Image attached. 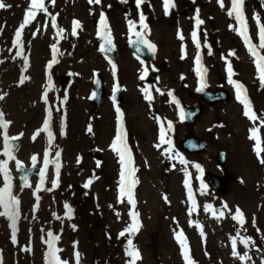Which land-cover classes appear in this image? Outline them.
Segmentation results:
<instances>
[{
  "label": "rangeland",
  "instance_id": "obj_1",
  "mask_svg": "<svg viewBox=\"0 0 264 264\" xmlns=\"http://www.w3.org/2000/svg\"><path fill=\"white\" fill-rule=\"evenodd\" d=\"M4 2L11 7L0 9V95L6 93L0 100V112L4 113L6 121H11L8 136L19 137L17 140L22 148L8 164L13 195L20 200L17 243L13 244L11 240V222L0 217L2 264H46L45 241L49 231L60 237L56 247L62 251L58 255L69 264H76L77 251L80 264H126L130 259L125 254L129 238L142 256L137 264H185L182 249L175 239V234L180 231L184 233L195 264H264V165L259 163L254 151L255 141L249 138L250 130L257 128L264 148V88L260 85L254 58L238 34L241 25L234 16L228 15L231 0H224L223 9L217 0H174L175 7L169 9V15L164 13L163 0H145L139 8L136 0H101L98 5L89 4L88 0H55V4L45 0L49 14L38 12L36 19L23 30V57L16 56L21 49L14 46V40L30 0ZM197 10L204 21L199 29H195ZM141 12L148 24L144 39L156 46L155 60L150 63L137 60L129 49V44L137 40L134 32L140 31ZM101 13L106 17L115 44L118 57L115 64L98 47ZM255 15L264 24V0L260 4L245 0L247 31L252 43L258 47ZM53 16L57 28L51 26ZM75 20L80 21L82 27L73 36ZM129 20L137 24L132 32L129 31ZM61 28L64 29L63 36H58L57 31ZM194 29L201 43L199 50L192 40ZM178 32L183 34V40L178 38ZM33 33H37L35 37ZM53 44L58 50V63L49 70L47 64L52 59ZM209 46L211 55L208 54ZM258 50L264 55V49ZM197 51L205 70L200 76L195 67ZM233 52L234 55H230ZM182 55L184 59H181ZM229 62L233 80L242 83L246 89L257 116L255 121L244 116L243 105L236 99V89L228 83ZM145 70L147 75L141 80ZM49 74L52 81L48 104H45L42 93L48 85ZM95 75L104 76L109 87L118 81L125 89L123 101L128 112V140L138 180L134 189L135 211L139 213L141 224L139 231L131 236L118 235L132 224L129 216L132 206L126 198L123 203L120 198L121 164L118 154L111 148L113 115L103 113L108 110L106 101V107L101 106L102 118L97 125L99 136L93 137L91 117L95 106L90 100ZM24 76L29 79L21 85L19 81ZM201 76L205 88H227L232 99L228 103L208 106L198 122L188 127L181 118L182 106L200 102V92L196 89L200 86ZM157 88L164 95L158 93ZM141 89H146L154 99L147 101ZM172 97L179 101L178 105L172 102ZM48 109L52 112L51 147L44 132L32 139L42 128ZM108 117L110 125L105 120ZM168 122L173 125L171 131L167 129ZM161 124L165 127L166 138L172 141L173 152L179 154L171 159L172 153L165 152L167 144L156 147ZM188 133L206 140L207 151L199 154L183 151L180 143ZM3 137L4 130L0 129V160L7 159L3 155ZM94 147H98L103 156L99 167L88 155ZM45 151L50 161L45 170L46 183L41 185L40 191L36 190L40 183L38 172L30 187H23L16 161L30 167L33 165L31 157L36 155L40 171ZM57 151L61 166L59 183L52 188L51 181L56 179L52 161L56 159ZM220 151L227 155L223 167L217 160ZM181 157L185 164L180 163ZM261 157H264V151ZM197 164L202 171L196 169ZM206 172L218 174L226 181L225 192L211 187ZM89 179L92 183L85 188ZM186 179L190 181L196 201L191 215L192 200L188 198ZM201 182L205 194H201ZM3 186V173H0V188ZM37 195L39 201H36ZM65 204L73 210L71 218L66 215ZM224 204L228 205L227 209H223ZM206 205H211L212 210H223L224 216L219 217L218 212L214 216L212 210L205 211ZM237 207L244 214L243 225L232 218ZM241 238H250L247 247L241 243ZM233 239L237 252L247 254L251 259L242 261L239 256L232 255ZM25 248L31 251H24Z\"/></svg>",
  "mask_w": 264,
  "mask_h": 264
},
{
  "label": "snow or ice",
  "instance_id": "obj_2",
  "mask_svg": "<svg viewBox=\"0 0 264 264\" xmlns=\"http://www.w3.org/2000/svg\"><path fill=\"white\" fill-rule=\"evenodd\" d=\"M52 4H55V0H50ZM121 2H126V0H121ZM145 0H136V5L137 8L143 4ZM219 6L223 9L225 7L224 5V0H217ZM89 4H100L101 0H88ZM10 4H6L4 0H0V9H5V8H10ZM163 7H164V13L165 15H169V9L172 7H175L174 0H163ZM244 7H245V0H231V8L228 10V15L230 17L234 16V18L238 21V23L241 25V30L239 31V35L242 37L245 46L247 47V50L249 54L254 58V64L258 72V79L260 82V85L262 88H264V55H261L258 49H264V24L260 23V17L258 15L254 16V19L257 22L258 25V38H259V46L253 44L251 41V37L248 34L247 31V25H246V17L244 16ZM38 12H42L44 14H49L48 13V8L45 5V0H30L29 7L24 15L23 22L18 26L15 32V40H14V46H16L18 50L16 52V56L23 57V51H22V43H21V37L23 30L25 27H27L32 21H34L37 17ZM204 21L199 18V10H197V15L195 19V29H199L200 25H202ZM100 24L103 26L105 32L104 38L107 42V44L110 46L111 45V38H110V32L108 31V24L106 21V17L103 13L100 14ZM51 26L53 28H57V23H56V18L53 16L51 20ZM128 26H129V31L132 32L136 27L137 24L136 22L129 20L128 21ZM138 26L140 28V31H135L134 35L137 37V42L143 43L150 51H155L156 46L151 43L150 41L144 39L145 35L148 32V24L146 23V17L143 15V13H140V18L138 22ZM81 23L78 20L73 21V26H72V35L76 36L77 35V29L81 28ZM232 31H236L235 28L230 26ZM194 29L192 32V40L193 43L195 44V47L197 50L201 48V43L199 39L197 38V31ZM64 29H58L57 35L58 36H63ZM37 33H33V36L35 37ZM206 35V33H205ZM178 38L183 40V34L181 32H178ZM207 46V45H206ZM52 48V59L49 61L47 64V69L51 70L53 65L58 63L57 59V48L56 45L53 44L51 46ZM111 50L110 47L108 49H105L104 47H101V51H109ZM209 55H211V50L209 46ZM230 55H234L233 53H230ZM185 56L182 55L181 59H184ZM200 53L197 51V55L195 57V61L197 64L200 63ZM25 65L28 64V60L25 57L24 58ZM113 69L115 70V65H113ZM205 71L204 69H198L197 70V75L200 76L201 72ZM228 71V83L233 85L236 89V99L243 105V114L245 117H248L250 120L255 121L257 119L256 114L254 113L250 100L247 96L246 89L242 83H238L235 80H233V70L231 63H228L227 67ZM147 75V70L140 76V79L143 80L145 76ZM29 77L24 76L23 78L20 79L19 83L22 85L25 83L26 80H28ZM181 79H184L183 76H181ZM51 81L52 77L49 74L48 75V85L46 86L44 92L42 93V99L45 104H48V92L51 88ZM206 87V84L204 83L203 76H201L200 80V86L196 89L197 92H202L204 88ZM119 90V86L117 85L114 89L113 92L115 93L116 91ZM142 93H144V98L151 102L154 97L146 90V89H141ZM156 91L160 93L161 95H164V93L157 88ZM169 96H172L171 92L167 93ZM4 95H0V100L4 99ZM67 97L65 96V100ZM172 102L175 104H179V101L175 99V97H172ZM59 111V109H57ZM116 112L118 114V120L121 121V128L118 129L117 135L114 138V142L111 145V148L113 151H115L118 154L119 157V163L121 164V172H120V181H119V193H120V198L121 202H124V199L126 198L127 203L132 206V210L129 212V216L131 217L132 224L131 226L126 229L125 231H121L118 235L119 237H125L126 234L128 236H131L132 234L136 233L139 231L141 224L139 222V213L135 211V205H136V200L134 197V189L138 183V180L135 178V173L137 169L134 167V162H133V157L131 150L129 146L126 143V137L122 128V118H123V113L119 109V107L116 108ZM51 117H52V112L51 109H48V114L47 118L43 121V126L40 130H38L33 136L32 139L35 140L38 135H40L41 132H44L47 134V139H48V144L49 147L52 146V141H53V132L51 130ZM183 119V117H181ZM11 121H6L4 119V113L0 112V129L4 130V152L3 155L7 157V159L0 160V173H3V178H4V186L0 188V217H5L7 220L11 222L10 227L12 229V235H11V240L12 243L15 244L17 243V237H16V231H17V221L20 217V200L17 196L13 195L12 192V183H11V175L9 172L8 164L10 160L15 159L13 155V149L16 148V145H9V136L7 134V129L10 125ZM61 128L63 129V121L61 122ZM173 128V125L171 122L167 123V129L171 131ZM88 131L91 132L92 128L89 126ZM251 135L250 139L255 141L254 145V151L259 158V163L261 165H264V157H261V152L264 151V148L261 147V139L258 135L259 130L257 128H253L250 130ZM20 136H23V133L20 134ZM12 140H17L19 137H11ZM168 145V148L165 149V152L167 153H172L170 155V159L172 158L173 155L178 156V153H174L172 149V141L170 138H166V131L165 127L163 124H161L160 127V133H159V143L156 145L157 148H160L162 145ZM56 159L52 161V163L55 164V173H56V179H53L51 181L52 188H55L58 186L59 180V172H60V163H59V157H60V152L57 151L55 153ZM33 167L36 165L37 161V156L33 155L31 157ZM79 163V160L77 161ZM49 154L47 151L44 153L43 157V167L39 171L40 175V183L36 186V190L40 191L41 190V185L44 184L45 180V170L49 166ZM180 163L185 164L186 161L181 157L180 158ZM99 167V162L97 164ZM16 167L17 169H21L23 166L20 163V161H16ZM196 169L198 171H202L200 169V165H195ZM98 178V177H97ZM22 179L25 181L23 187H30V185L27 183V176L22 177ZM243 182V181H241ZM92 183V180L89 179L87 183L84 184L85 188H88L90 184ZM185 187L188 189V198L192 200V209L189 212V215H191L192 211H195L196 208V201L192 195V189L190 186V181L186 179L184 181ZM205 186L201 182V194L204 193ZM46 191H50L51 189H44ZM40 197L37 195L36 196V201H39ZM164 199L167 202V197L165 196ZM65 209L67 210L66 215L68 218H71L72 216V208L68 205L65 204ZM223 209H227L228 205L224 204ZM212 210L211 205H206L205 206V211ZM219 217L224 216V211L223 210H212V214L214 216L217 215ZM234 220L238 221L241 225L245 223L244 219V214L239 207L235 209V214L232 217ZM57 219H60V217H57ZM191 224V221H190ZM73 229H75V225L72 226ZM196 227H200L199 224L196 225ZM201 235H203V230L201 229ZM47 237L48 239L45 241L47 244V252L45 254V260L46 264H69L68 261L62 260L58 253L62 251L58 247H56V243L59 241L60 237L58 235H54L51 231L47 232ZM175 239L178 241L180 244V247L182 249V256L183 259L185 260V264H195L193 259L190 256V249L187 244L186 238L184 236V233L182 231L178 232L175 234ZM241 243L247 247L250 243V238H241ZM24 251H31L30 248H25L23 249ZM125 254L127 257L130 259L127 260L126 264H137V261H140L142 259L140 251L135 247L133 244L132 239H127V245L125 247ZM232 255L234 257L239 256L240 260H245V259H251V257H248L247 254L240 255V253L237 252L236 250V240L233 239L232 241ZM75 259H76V264H80V253L77 251L75 252ZM0 264H2V260H0Z\"/></svg>",
  "mask_w": 264,
  "mask_h": 264
},
{
  "label": "water",
  "instance_id": "obj_3",
  "mask_svg": "<svg viewBox=\"0 0 264 264\" xmlns=\"http://www.w3.org/2000/svg\"><path fill=\"white\" fill-rule=\"evenodd\" d=\"M104 28L103 26L101 27V31H100V36H99V46L104 47L105 49H108L110 47L111 50L109 51H104L106 53L107 56H109L112 60H114V45L113 42L111 40V45L109 46L106 42V40L104 38H102L104 36ZM111 38V36H110ZM143 47L142 44H135L132 46V49L136 52H138L142 57H145L146 59H149L152 57V51H150L148 48L144 49L143 51ZM143 53H146L143 56ZM96 87H97V93L102 91V82L100 80V78L97 79L96 82ZM203 98L212 103L216 100H224L226 101L228 99V95L224 92V91H219V92H211V91H205L203 94ZM202 111V107L200 106H196L194 108H188L185 107L184 108V114H185V120L188 123H193L194 120L198 117V115H200ZM9 145H16L17 147L14 148L13 154L17 153L20 149V143L9 139ZM183 146L189 151V152H201L204 151L206 149V146L204 144V142H202L200 139L194 138V137H189L187 138V140L184 142ZM225 155L223 153L220 154V161L224 164L225 162ZM20 170V174H21V180L22 183L24 184L25 181L22 179V177L27 176V183L29 184L30 182V177L31 175L36 171V167L31 168L30 170H26L25 168H21ZM208 179L210 181V183L214 186V188L218 189V190H225V186L222 183V180L213 174H208Z\"/></svg>",
  "mask_w": 264,
  "mask_h": 264
},
{
  "label": "flooded vegetation",
  "instance_id": "obj_4",
  "mask_svg": "<svg viewBox=\"0 0 264 264\" xmlns=\"http://www.w3.org/2000/svg\"><path fill=\"white\" fill-rule=\"evenodd\" d=\"M113 89H114V86H110L109 87V92H106L104 98L102 99V101L99 103V104H93L95 107L94 109V113L92 115V122H93V127H94V130H93V137H98L99 136V133H97V125H98V122L101 120L102 118V111H103V108H101V106H103L104 108L106 106H104V102L106 101L107 105H108V110L107 111H104L103 113L105 115H108L110 112L112 113L113 115V122H112V128L114 130V137L117 135V131L119 128H121V121L118 120V114L116 112V108L119 107V109L121 110V112L123 113V118H122V128H123V131L126 133L127 131H129V128H128V123H127V115H128V112H127V108L126 106H124V101H123V95H124V92H122L121 94V98L118 102L114 101V92H113ZM127 114V115H126ZM105 120H107L106 122L108 123V125H110V118L108 117V119L105 118ZM105 128L107 129H110V126L109 128L107 126H105ZM105 128H102V132L105 133ZM113 142H114V139H113ZM126 143L127 145L130 143L129 140H128V137L126 135Z\"/></svg>",
  "mask_w": 264,
  "mask_h": 264
},
{
  "label": "bare ground",
  "instance_id": "obj_5",
  "mask_svg": "<svg viewBox=\"0 0 264 264\" xmlns=\"http://www.w3.org/2000/svg\"><path fill=\"white\" fill-rule=\"evenodd\" d=\"M261 21H262V18H261ZM8 131V130H7Z\"/></svg>",
  "mask_w": 264,
  "mask_h": 264
}]
</instances>
